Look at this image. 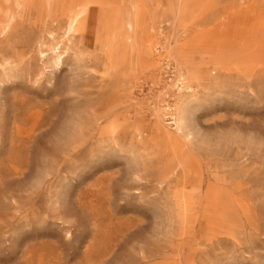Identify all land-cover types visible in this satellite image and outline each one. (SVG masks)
<instances>
[{
	"label": "rangeland",
	"instance_id": "374dc122",
	"mask_svg": "<svg viewBox=\"0 0 264 264\" xmlns=\"http://www.w3.org/2000/svg\"><path fill=\"white\" fill-rule=\"evenodd\" d=\"M114 1L0 0V264H264V0Z\"/></svg>",
	"mask_w": 264,
	"mask_h": 264
},
{
	"label": "bare ground",
	"instance_id": "6f19581e",
	"mask_svg": "<svg viewBox=\"0 0 264 264\" xmlns=\"http://www.w3.org/2000/svg\"><path fill=\"white\" fill-rule=\"evenodd\" d=\"M86 2L87 0H85L84 4ZM55 4L60 6L63 14H67L68 28L72 31H76L77 27L83 24L87 19L86 13L80 11L81 8L79 5H76L75 0H54L53 5ZM113 15H115L114 12H109L103 6H100L98 22L102 25V33L107 37H109L110 33L113 31ZM174 20L178 26L183 25L180 16H177ZM100 44V46L104 47L106 45V40H101Z\"/></svg>",
	"mask_w": 264,
	"mask_h": 264
},
{
	"label": "crops",
	"instance_id": "0c3cea01",
	"mask_svg": "<svg viewBox=\"0 0 264 264\" xmlns=\"http://www.w3.org/2000/svg\"><path fill=\"white\" fill-rule=\"evenodd\" d=\"M94 2H96L97 4H101L106 10H108L109 12H113L112 10H111V8H112V4H114L113 2H115L114 0H113V2H112V0H93ZM141 0H125V2L128 4V5H132V6H134V7H138L140 4H141V2H140ZM167 7H168V11L170 12V15H171V17H172V19H173V22H174V24L175 25H177L176 23H175V18L177 17V16H180L181 17V20H182V22H183V25H181L182 27H188V26H186V23H187V21H189V26H191L192 25V21H191V19L189 20L188 19V17H189V15H191V9H192V5L189 3V2H185L184 0H176L175 2H171V1H169V3H167ZM173 7H179V9H180V12H171V9L173 8ZM99 8H97V10H98ZM178 26V25H177ZM197 42H200V41H202V39H197L196 40ZM195 41V42H196ZM194 43V42H193ZM195 46H196V44H195ZM223 47H224V45H222ZM226 48V47H225ZM172 49V48H171ZM202 49L204 50H208L209 48L207 47V48H205V47H202ZM211 50H213L212 48H211ZM171 51V50H170Z\"/></svg>",
	"mask_w": 264,
	"mask_h": 264
}]
</instances>
